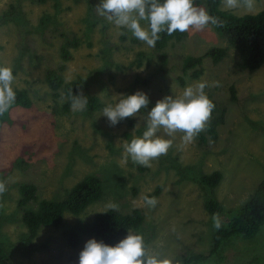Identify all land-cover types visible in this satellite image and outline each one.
I'll use <instances>...</instances> for the list:
<instances>
[{
    "label": "rangeland",
    "instance_id": "obj_1",
    "mask_svg": "<svg viewBox=\"0 0 264 264\" xmlns=\"http://www.w3.org/2000/svg\"><path fill=\"white\" fill-rule=\"evenodd\" d=\"M99 3L0 0V67L12 70L13 91H27L32 103L28 109L10 107L0 114V182L6 189L0 194V244L10 250L13 264H77L78 252L90 237L71 248L62 232L92 222L110 210L109 204H116L115 210L123 214L141 210L143 225L133 232L143 237L149 254L183 264L185 257L211 248L215 227L204 209L206 200L213 197L223 206L217 220L226 224L264 178V64L253 73L241 70L238 53L209 25L200 32H185L181 42H170L162 71L153 47L99 16ZM196 6L207 11L205 0ZM220 9L235 16L255 14L264 10V0H255L252 11L228 10L222 0ZM67 40H75L77 46L69 48L71 60L64 62L60 48ZM211 47H228L226 58L214 64L204 57L203 74L197 79L190 72L183 74L185 57L203 56ZM61 66L65 82L78 77L89 81L98 110L74 111L61 91L54 95L45 73ZM201 82L208 85V98L226 111L217 137L207 136L199 145L196 138L186 143L182 133L169 137L161 130L158 136L173 141L166 155L153 160L151 167L130 158L125 163L124 145L142 137L147 112L155 103L166 96L179 97L186 87ZM136 91L149 98L147 109L137 116L115 126L100 116L118 96ZM213 171H220L222 180L204 189L199 177ZM86 176L101 180V198L79 214L65 212L58 229L40 228L28 253L29 246L22 243L27 232L21 221L24 210L18 207L19 186H36L37 200L27 206L36 209L41 200H63ZM149 195L156 199L155 206L146 203ZM254 258L264 264V224L253 238L231 237L219 256L198 264H247Z\"/></svg>",
    "mask_w": 264,
    "mask_h": 264
},
{
    "label": "trees",
    "instance_id": "obj_2",
    "mask_svg": "<svg viewBox=\"0 0 264 264\" xmlns=\"http://www.w3.org/2000/svg\"><path fill=\"white\" fill-rule=\"evenodd\" d=\"M46 0H38L44 3ZM207 12L213 17H217L223 22L222 26H212L215 32L223 37L228 47L233 48L239 56L238 66L241 70L253 73L264 64V10L255 14H246L235 16L231 13L222 11L220 4L222 0H205ZM201 0H194L195 5H199ZM153 50L157 53V58L161 63V70L167 62V55L164 49L170 42H181L185 33L174 32L168 35L166 32L159 34ZM75 40H67L60 48L61 59L64 62L71 60L70 47H76ZM228 47H211L203 56H187L182 61L181 70L183 74L190 72V77L197 79L203 74L201 67L203 58H210L212 63L218 64L228 54ZM63 66L59 69H48L45 73V81L55 96H60L58 91L63 93L67 99V107H71L73 95L82 93L88 98L86 110L93 112L99 109V100L90 92V83L87 79L76 78L65 82L61 75ZM182 81V79H181ZM183 83V82H182ZM15 92V101L11 107H21L28 109L31 107V100L27 91L17 90ZM210 99V98H209ZM211 100V99H210ZM231 100L235 101V92L231 88ZM215 108L212 111L211 119L206 125V130L202 131L197 137L199 145H204L207 136L210 139L217 137V128L224 123L225 109L211 100ZM4 117V115H3ZM0 117V122L2 121ZM129 125L133 121L129 120ZM220 171H213L210 174L199 177L198 183L204 189H213L222 180ZM37 188L34 184H21L19 186L18 207L24 210L21 221L26 228L22 243L27 244V251L30 253L33 239L37 236L38 230L42 227L60 228L63 225V216L65 212L79 214L88 205L98 201L103 194L102 182L95 176H86L73 188H71L66 198L60 201L41 200L36 209L27 207L30 202L36 201ZM158 190L155 191V193ZM147 199L153 198L147 196ZM205 211L217 219L223 215V206L213 197H209L204 203ZM144 216L142 211L134 209L129 213L123 214L117 210H107L95 216L94 220L86 225L75 226L62 232L66 244L71 248H77L85 236L95 237L103 240L106 244L115 245L128 231H137L143 225ZM220 223V222H219ZM220 223L219 228H215L212 234L211 248L208 253H197L185 257L183 264H198L206 262L213 256L221 254V246L224 242L234 236H242L250 239L257 235L261 226L264 224V178L250 193L248 198L243 201L240 207L235 211L230 221ZM260 258L251 259L247 264H260ZM0 264H13L10 256V250L0 244Z\"/></svg>",
    "mask_w": 264,
    "mask_h": 264
},
{
    "label": "clouds",
    "instance_id": "obj_3",
    "mask_svg": "<svg viewBox=\"0 0 264 264\" xmlns=\"http://www.w3.org/2000/svg\"><path fill=\"white\" fill-rule=\"evenodd\" d=\"M223 6L228 10L252 11L255 0H223ZM95 10L108 22L127 29L134 38L153 48L160 39L161 32L168 35L177 31L200 32L209 25L223 24L217 17L209 15L204 7L196 6L194 0H100ZM142 22H146L147 26H143ZM13 79L10 68L0 67V114L8 111L15 101ZM207 86L203 82L197 83L186 87L179 97L166 96L158 100L147 112L146 130L142 137L125 143L124 162L130 158L134 164L151 167L153 160L166 155L173 141L158 136L157 133L161 130L169 137L182 133L184 142H193L206 130L215 108L204 92ZM216 86H219L218 82ZM118 97L117 102L106 105L100 115L107 118L110 126H115L125 118L137 116L149 105L148 96L141 91ZM87 104L88 98L82 93L72 96L71 107L74 111H84ZM5 190V185L0 182V194ZM146 203L155 206L157 201L155 198H146ZM107 207L112 210L118 208L116 204H109ZM213 221V226L219 228L216 216ZM77 264H169V261L149 254L143 237L130 230L115 245L106 244L95 237L86 239L78 252Z\"/></svg>",
    "mask_w": 264,
    "mask_h": 264
}]
</instances>
